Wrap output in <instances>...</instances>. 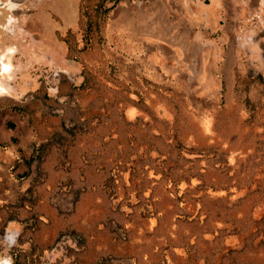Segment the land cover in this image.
<instances>
[{
	"label": "rangeland",
	"instance_id": "obj_1",
	"mask_svg": "<svg viewBox=\"0 0 264 264\" xmlns=\"http://www.w3.org/2000/svg\"><path fill=\"white\" fill-rule=\"evenodd\" d=\"M0 264H264V0H0Z\"/></svg>",
	"mask_w": 264,
	"mask_h": 264
}]
</instances>
